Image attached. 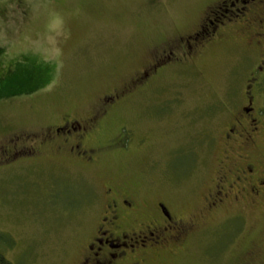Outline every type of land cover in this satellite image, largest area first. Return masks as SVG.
I'll return each mask as SVG.
<instances>
[{
    "label": "rangeland",
    "instance_id": "obj_1",
    "mask_svg": "<svg viewBox=\"0 0 264 264\" xmlns=\"http://www.w3.org/2000/svg\"><path fill=\"white\" fill-rule=\"evenodd\" d=\"M220 2L0 0V60L35 57L53 68L42 90L0 99V234L12 241L1 252L11 264H83L110 183L193 220L189 242L158 263L239 264L248 255L264 264V205L206 206L215 177L246 154L224 138L245 104L241 23L225 20L192 56L182 47ZM170 50L180 63L135 82ZM109 99L116 104L86 141L101 149L95 163L50 147L31 159L5 153L15 136L90 119ZM247 153L264 157V132Z\"/></svg>",
    "mask_w": 264,
    "mask_h": 264
},
{
    "label": "flooded vegetation",
    "instance_id": "obj_2",
    "mask_svg": "<svg viewBox=\"0 0 264 264\" xmlns=\"http://www.w3.org/2000/svg\"><path fill=\"white\" fill-rule=\"evenodd\" d=\"M234 7L238 9L234 11ZM217 8L213 20L181 40L183 45L186 44L182 47L185 51L187 48L192 56L206 39L216 36V27L223 26L225 20L230 22L235 18L241 23L238 33H243L245 37L244 67L247 73L245 104L237 116L233 115L224 138L226 144H234L242 148L241 154H246L239 155L240 160L234 163V169L230 166L215 177V190L210 191L206 201L209 211H215L229 201L264 205V157L247 153L251 146H256L258 137L264 132L262 108L259 111L255 107L259 94L264 95V0H222ZM228 13L234 17L227 16ZM163 52L167 51L160 54L163 55ZM168 55L160 60L156 58L144 77L137 78L135 82L143 83L150 77L154 79L164 68L181 62L173 50ZM115 104L112 99L106 103L101 101L90 119L65 120L62 124L46 127L41 134L17 135L10 149L4 151L10 153L11 158L31 159L40 157L42 148L50 147L79 165H91L96 162V155L101 149L99 146L87 147L86 141L91 139L99 128L100 120L107 117ZM102 195L106 200L103 215L87 246L88 256L83 264H160L158 262L168 259L167 253H173L174 249L179 251L191 239L195 226L193 220L177 218L172 206L165 201L141 202L135 192L114 183L107 185ZM177 254L173 253L170 257L175 258ZM247 260L248 255L246 261L242 260L239 264H249Z\"/></svg>",
    "mask_w": 264,
    "mask_h": 264
},
{
    "label": "trees",
    "instance_id": "obj_3",
    "mask_svg": "<svg viewBox=\"0 0 264 264\" xmlns=\"http://www.w3.org/2000/svg\"><path fill=\"white\" fill-rule=\"evenodd\" d=\"M1 52L0 50V54ZM5 65L0 60V99L30 95L42 90L48 82L50 83L52 65H47L35 57H21L16 62ZM11 245V239L5 234H0V264H11L1 252L2 246L10 247Z\"/></svg>",
    "mask_w": 264,
    "mask_h": 264
}]
</instances>
